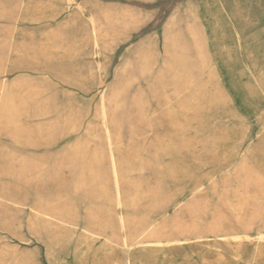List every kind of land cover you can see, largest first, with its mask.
Returning a JSON list of instances; mask_svg holds the SVG:
<instances>
[{"label":"rangeland","instance_id":"374dc122","mask_svg":"<svg viewBox=\"0 0 264 264\" xmlns=\"http://www.w3.org/2000/svg\"><path fill=\"white\" fill-rule=\"evenodd\" d=\"M0 196V264H264V0H0Z\"/></svg>","mask_w":264,"mask_h":264},{"label":"bare ground","instance_id":"6f19581e","mask_svg":"<svg viewBox=\"0 0 264 264\" xmlns=\"http://www.w3.org/2000/svg\"><path fill=\"white\" fill-rule=\"evenodd\" d=\"M123 13V12H122ZM127 14V13H126ZM131 15V14H130ZM102 16H104V15H102ZM113 18V17H112ZM122 19V18H121ZM106 20H107V18H106ZM109 20V19H108ZM106 22V21H105ZM109 22V21H108ZM105 107V106H104ZM108 116V115H107ZM111 139V138H110ZM115 165V164H114ZM118 176V175H117ZM116 185V184H115ZM1 197V196H0ZM2 199V198H1ZM3 199H4V197H3ZM2 204V203H1ZM3 205H5V204H3ZM10 207V206H9ZM4 209H5V207H4ZM6 209H8V208H6ZM3 210V209H2ZM19 210V209H18ZM4 211V210H3ZM2 214H4V213H2ZM242 214V213H241ZM9 218H11V217H9ZM37 218V217H36ZM121 218H122V216H121ZM44 220V219H43ZM13 221V220H12ZM40 221V220H39ZM11 222V221H10ZM121 222V221H120ZM16 223V222H15ZM18 223V222H17ZM124 223V222H123ZM14 224V223H13ZM120 224V223H119ZM66 226V225H65ZM71 226V225H70ZM119 226V225H118ZM5 227V226H4ZM0 228H2V227H0ZM123 228V227H122ZM47 231V230H46ZM50 232V231H49ZM49 235V234H48ZM76 235V234H75ZM50 236V235H49ZM125 237V236H124ZM50 241V240H49ZM159 243H161V242H159ZM145 245V244H144ZM144 245H142V246H144ZM151 245V244H150ZM135 245H133V246H131V247H129V246H127L126 247V249H125V251L126 252H130L132 249H133V247H134ZM151 246H153V245H151ZM156 246H158V245H156Z\"/></svg>","mask_w":264,"mask_h":264}]
</instances>
